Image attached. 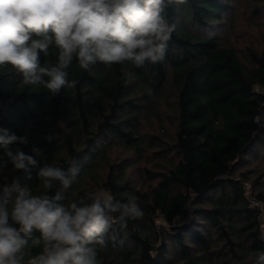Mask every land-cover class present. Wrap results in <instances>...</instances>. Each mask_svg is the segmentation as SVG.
Wrapping results in <instances>:
<instances>
[{
  "label": "trees",
  "instance_id": "1",
  "mask_svg": "<svg viewBox=\"0 0 264 264\" xmlns=\"http://www.w3.org/2000/svg\"><path fill=\"white\" fill-rule=\"evenodd\" d=\"M232 1L171 4L167 18L176 30L163 62L140 68L97 63L84 70L74 59L67 71L78 83L55 96L42 85H23L11 65L0 68V128L26 136V145L11 147L37 160L30 172L14 171L11 164L0 169V184L18 177L33 195L45 194L37 172L48 163L70 180L69 187L55 182L47 192L59 193V203L86 198L96 187L114 202L136 196L143 216L112 224L107 246H96L100 264H255V255L264 252V214L250 198L264 205V190L247 192L253 170L236 173L249 160H264V49L249 48L246 63L236 47L222 42ZM262 9L264 4L256 14ZM57 55L52 47L40 61L55 64ZM129 71L135 79L124 75ZM170 88L174 156L161 170H145L156 183L142 193L125 169H106L107 149L116 141L128 151L141 150L140 119L149 106L168 100ZM159 217L166 225L157 224Z\"/></svg>",
  "mask_w": 264,
  "mask_h": 264
},
{
  "label": "clouds",
  "instance_id": "2",
  "mask_svg": "<svg viewBox=\"0 0 264 264\" xmlns=\"http://www.w3.org/2000/svg\"><path fill=\"white\" fill-rule=\"evenodd\" d=\"M186 2L0 0V68L11 65L20 73L23 85H42L55 96L78 83L69 79L67 71L74 59L84 70L97 63L130 62L140 68L163 62L176 30L167 18V9L173 3ZM52 47L58 53L56 63L42 64L40 54L47 56ZM124 75L135 79L130 71ZM27 143L26 136L0 128V169L11 164L14 171L30 172L37 165L35 157L11 147ZM32 151L42 156L40 149ZM37 177L45 194L33 195L18 177L0 184V264H100L96 246H107L112 224L118 221L124 226L127 219L143 216L134 195H128L127 202H114L109 194L93 192L86 198L59 203V193L47 192L55 182L70 186L61 167L44 163ZM34 248L42 250L31 255ZM255 264H264V252L255 255Z\"/></svg>",
  "mask_w": 264,
  "mask_h": 264
},
{
  "label": "rangeland",
  "instance_id": "3",
  "mask_svg": "<svg viewBox=\"0 0 264 264\" xmlns=\"http://www.w3.org/2000/svg\"><path fill=\"white\" fill-rule=\"evenodd\" d=\"M263 4L264 0H233L231 11L225 15L219 32L222 42L236 47L246 63L249 60V48L258 51L264 49V10L256 14V10L263 8ZM167 94L169 97L167 101H158L155 105L149 106L148 111L146 110L140 119V135L144 141L141 150L128 151L116 141H112L111 147L107 149L106 169L107 164H112L115 172L125 169L131 185L142 193L150 192V188L156 183L155 179L146 175L145 170H161L169 165V158L174 156L172 148L176 121L174 89L170 88ZM153 137L155 140L149 143ZM165 145L171 148L166 149ZM250 169L254 172L249 175L246 187L247 192L253 195L259 190H264V160H249L247 164L238 167L236 175L239 176V172ZM259 175L262 176L261 179L253 186L251 182L258 180ZM88 188L89 184L86 186V189ZM95 191L109 194L103 187H96ZM259 208L264 214L262 203ZM156 222L158 225H166L161 217L157 218Z\"/></svg>",
  "mask_w": 264,
  "mask_h": 264
},
{
  "label": "built area",
  "instance_id": "4",
  "mask_svg": "<svg viewBox=\"0 0 264 264\" xmlns=\"http://www.w3.org/2000/svg\"><path fill=\"white\" fill-rule=\"evenodd\" d=\"M256 202H260V201L257 200V199H255V198H250V203H251L252 206H256ZM260 205H261V202H260ZM256 207L259 208L260 206H256ZM259 209H261V208H259ZM262 231H263L262 236H263V238H264V228L262 229Z\"/></svg>",
  "mask_w": 264,
  "mask_h": 264
}]
</instances>
